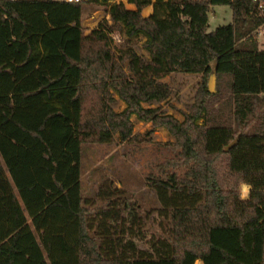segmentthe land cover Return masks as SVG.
Listing matches in <instances>:
<instances>
[{"label": "trees", "instance_id": "1", "mask_svg": "<svg viewBox=\"0 0 264 264\" xmlns=\"http://www.w3.org/2000/svg\"><path fill=\"white\" fill-rule=\"evenodd\" d=\"M127 2L135 9L115 0H0V264H264V49L256 39L264 3ZM218 5H230L233 20L209 31ZM87 6L104 8L112 23L85 33ZM115 32L144 36L150 58L131 47L116 56ZM214 66L217 93L207 90ZM175 72L202 78L184 121L142 105L167 100L161 79ZM111 89L126 103L121 112ZM133 115L176 137L167 145L174 156L160 165L167 177H148L167 224L146 249L136 242L144 217L122 188L105 180L97 207L82 193L84 143L133 140ZM241 184L251 187L248 199Z\"/></svg>", "mask_w": 264, "mask_h": 264}, {"label": "rangeland", "instance_id": "2", "mask_svg": "<svg viewBox=\"0 0 264 264\" xmlns=\"http://www.w3.org/2000/svg\"><path fill=\"white\" fill-rule=\"evenodd\" d=\"M115 1H123L130 9L133 7L127 0ZM147 14L146 8H144L143 15ZM104 19H108L112 23L104 8L95 10L92 7H85L83 17L85 33L97 28ZM232 20L233 12L230 5L214 6L209 16V31L220 25L229 24ZM110 37V45L116 56L119 55L120 50L131 47L141 57L150 58L149 53L143 47L144 36L129 38L124 33L115 32L110 34ZM256 39L259 47L264 49V29L256 33ZM201 79L200 74L185 72L169 74L161 79L171 89L169 98L160 104L142 103V105L153 108L161 106L167 114L173 115L179 121H184L185 113L190 112L191 106L196 101ZM110 92L113 93L115 99V102H111L114 110L123 111L126 108L125 101L112 89ZM225 110L227 111L225 116L227 119H231L229 107ZM131 120L134 122V134H136V137L131 141H122L118 135H115V140L112 143L90 141L84 143L82 193L88 202H93L97 207L102 203L97 200L96 195L105 180H110L116 187L122 188L129 195L130 202L137 208L138 213L144 217L145 238L137 239L136 242L141 248L146 249L147 239L164 235L167 224V221L159 215L160 202L156 191L148 183V177L153 174L167 177L168 174H161L160 165L167 158L174 156L167 145L175 143L176 137L164 127L154 128L151 122L140 121L136 115H133ZM199 122L202 123L203 120ZM179 173L182 174V171L179 170ZM245 185L247 184H241L239 188L242 199H248L250 196L251 187L248 185L249 187L244 188ZM95 205L91 207H95Z\"/></svg>", "mask_w": 264, "mask_h": 264}, {"label": "water", "instance_id": "3", "mask_svg": "<svg viewBox=\"0 0 264 264\" xmlns=\"http://www.w3.org/2000/svg\"><path fill=\"white\" fill-rule=\"evenodd\" d=\"M207 90L211 93H216L218 91L216 66L213 67V70L209 76ZM236 141H237V139H235L231 144H229L227 147H225V149L229 150L236 143Z\"/></svg>", "mask_w": 264, "mask_h": 264}, {"label": "built area", "instance_id": "4", "mask_svg": "<svg viewBox=\"0 0 264 264\" xmlns=\"http://www.w3.org/2000/svg\"><path fill=\"white\" fill-rule=\"evenodd\" d=\"M67 1H69V2H81L82 0H67ZM256 1H258V2H260V6H262V4L264 3V0H256Z\"/></svg>", "mask_w": 264, "mask_h": 264}, {"label": "crops", "instance_id": "5", "mask_svg": "<svg viewBox=\"0 0 264 264\" xmlns=\"http://www.w3.org/2000/svg\"><path fill=\"white\" fill-rule=\"evenodd\" d=\"M130 5H132L133 7L131 8V9H135V5L134 4H130ZM148 8H152L151 9V11H149V13L146 15V16H148V15H150L152 12H153V6L152 5H150V6H147Z\"/></svg>", "mask_w": 264, "mask_h": 264}]
</instances>
